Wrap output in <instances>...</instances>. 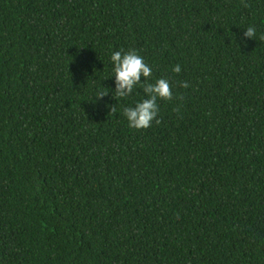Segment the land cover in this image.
Segmentation results:
<instances>
[{"label":"trees","instance_id":"obj_1","mask_svg":"<svg viewBox=\"0 0 264 264\" xmlns=\"http://www.w3.org/2000/svg\"><path fill=\"white\" fill-rule=\"evenodd\" d=\"M121 48L147 129L95 101ZM0 264H264V0H0Z\"/></svg>","mask_w":264,"mask_h":264},{"label":"clouds","instance_id":"obj_2","mask_svg":"<svg viewBox=\"0 0 264 264\" xmlns=\"http://www.w3.org/2000/svg\"><path fill=\"white\" fill-rule=\"evenodd\" d=\"M255 36V29L252 26L245 28L240 43L247 44L249 38ZM111 71L108 78L114 81V87L98 88L95 94V101L103 100L111 92V100L119 98L126 100L131 97L137 88L142 89L143 96L122 108V116L127 121L131 129H147L155 121L159 123L158 113L160 111L158 100H171L173 96L172 85L167 77H159L150 81L152 76V66L136 49H118L109 54ZM181 66L176 64L172 72L179 73ZM182 87H187L186 82L181 83ZM115 104L104 101L107 112H115Z\"/></svg>","mask_w":264,"mask_h":264}]
</instances>
